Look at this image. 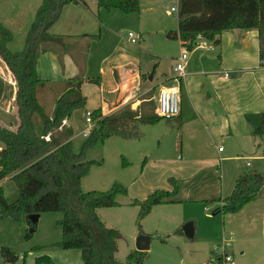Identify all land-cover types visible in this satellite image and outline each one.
Here are the masks:
<instances>
[{
  "label": "trees",
  "instance_id": "obj_1",
  "mask_svg": "<svg viewBox=\"0 0 264 264\" xmlns=\"http://www.w3.org/2000/svg\"><path fill=\"white\" fill-rule=\"evenodd\" d=\"M71 2L87 4L84 0H43L26 34L24 48L19 51L11 50L9 45L15 38L14 33L0 21V58L14 78L17 88L14 105L19 120L17 127L0 121V180L10 177L18 190L16 199L10 202L4 186L0 185V219L17 218L24 213L34 230L37 223L31 222L30 214L61 211L62 238L57 244L64 249H79L82 264H142L146 251L137 249L128 254L126 262L117 259L120 232L107 226L97 213L98 208L119 205L118 196L127 195L128 188L115 182L108 190L84 191L81 183L91 167L100 163L86 158L87 152L99 141L110 136L138 138L139 125L156 124L165 117L159 115L150 98L135 110L126 106L110 115H103L101 108H96L91 110L95 125L90 135L80 151H74L71 139L74 129L64 121L72 118L75 110L88 111L87 97L82 91L85 78L76 76L64 81L49 116L39 103L38 93L55 82L40 78L36 70L38 58L48 50L49 44L65 45L66 36L52 33L51 28ZM140 5L141 0H98L99 8L116 9L124 14L140 11ZM177 13L178 29L169 32V38L180 39L192 49L199 36L219 44L217 36L224 29L257 28L260 58L264 61V0H179ZM169 80L176 82L173 77ZM179 80L181 89L183 79ZM88 81L101 83L100 77L88 78ZM146 104L151 107L146 109ZM37 114L40 124L34 118ZM251 124L255 135H264V112ZM174 186L171 192L160 189L144 200L133 199L132 204L140 208L137 219H144L155 205L175 194L177 185ZM259 197H264V174L247 171L238 177L232 193L216 211L237 213ZM30 236L28 233L27 237ZM0 254L4 263L15 264L19 260L8 246L2 247ZM43 263L55 264L48 254L36 257L35 264Z\"/></svg>",
  "mask_w": 264,
  "mask_h": 264
},
{
  "label": "rangeland",
  "instance_id": "obj_2",
  "mask_svg": "<svg viewBox=\"0 0 264 264\" xmlns=\"http://www.w3.org/2000/svg\"><path fill=\"white\" fill-rule=\"evenodd\" d=\"M35 2V0H32L31 6L37 9L38 7H35L37 6ZM172 5L169 0H142L140 11L129 14L123 13L121 15H129L124 22L120 23L116 19L113 22L114 24L117 23V25L120 23L117 32L121 36L125 33L127 37L129 32L135 35L137 43L132 45H134L133 47L135 49L140 48L142 56L140 59L142 60L141 68L143 73H145L142 75V79L145 81L147 80V75L149 78L152 70L154 71L152 68L155 65L157 67L155 72L156 82L163 77H174L178 75L173 70V64L176 62L175 57L180 55L183 45L179 39H173L167 36L169 32H174L178 28V13L169 12ZM19 6L22 13H28L24 3L21 2ZM106 15L107 13L102 17L104 20H107ZM94 32V34L99 33L98 29ZM26 34V31L16 29V35L12 43L15 51L24 48ZM95 38L99 39L97 35ZM100 47H102V44H100ZM206 47L210 49L208 45ZM105 48L106 45L104 46ZM147 50L150 53L149 55ZM39 65L37 74L40 77L60 80V76L62 75L60 73L61 71L49 70L46 59L42 60ZM134 70L137 72V69ZM9 73L8 69L4 67V63L0 60V75L9 78ZM124 79L125 77H123ZM182 79L183 84H185V79L191 85L193 84V89L196 90V94L200 100L206 99V96L203 95L204 86L202 84L205 85L203 83L205 81L203 76H191ZM179 82L180 80L178 82L169 81L167 85H171L172 83L178 84ZM64 85L65 82H60L59 84L52 83L46 88L41 89L38 93L39 103L49 116L53 113L55 101L60 96ZM16 89L15 87V91ZM157 90L158 88L155 86L148 93L142 95L141 98L147 97L152 99L150 103L153 102L158 107ZM4 94L5 101L2 99L3 102H1L6 107L12 95L9 87L6 88ZM88 94L89 100L87 101L86 109L91 110L96 103L93 99V92L88 90ZM179 97L180 107L183 108L186 117L188 114L189 120H193L190 118H197L191 102H188L189 99L186 97L185 90L179 93ZM207 100L219 107V103L216 100L211 101L209 97ZM11 102L12 110L9 117L11 120H18L15 113L16 107L14 101ZM146 107L148 109L151 105L146 104ZM0 116L6 118L5 114H1ZM86 116L85 111L75 110L72 118L69 121H64L67 126H71L74 129V135L71 139L75 152L80 151L81 145L86 138L81 133L88 123ZM34 118L36 123L40 124V116L37 114ZM7 120L4 119V122L7 123ZM177 122V120L168 122V120L164 119L157 126H148L146 136L139 141L120 136H110L99 141L97 145L87 152V159L96 160L100 163L94 164L89 174L82 179L81 185L84 191L108 190L115 182L122 183L128 188L127 195L118 196L117 200L119 205L102 207L97 210L102 221L110 227L117 228L120 232L116 253L117 258L126 262L128 254L136 249L137 237L140 234H147L151 236L152 240L150 248L146 250L142 264H184L200 262L212 258L206 254L207 250L214 246H222L224 239L232 236L229 252L234 255L236 264H264V231L263 229L256 228L254 229V233L256 234H252L251 226L253 222H257L258 214L254 213L252 215L250 208H247L240 214L226 215V223L223 225L225 227H222V217L224 216L222 213L216 216L215 219H211L210 222L204 218L200 206L197 203L190 202L169 203L153 207L152 211L144 219L140 221L137 219L139 207L130 204L132 198L135 195H139L142 198L146 197L148 194L146 190H152L151 192H153L155 185H159L155 188L166 189L167 184L172 185L173 181L168 178L166 182L164 177L175 175L177 172L176 169H179L180 166V164L173 161L169 165H164L166 167L165 169L158 170L154 167L156 163L152 166L149 165L150 161L159 159L165 161L180 160L181 158L186 160L188 156L186 149H184L185 147L181 150L180 148H175L171 142L164 140L170 139L171 136L175 135L171 130L169 132V129L179 126ZM14 125L9 126L17 127L16 124ZM154 129H157L160 134L167 132V135L161 142L150 140V134L153 133ZM56 135H58L57 132ZM253 137L254 140L250 141V147H245L243 151L236 149L228 140L222 141L221 139L217 140L216 146L217 148L218 146H224L226 147V151L219 155L214 146L212 148L210 147V149L208 148L206 151H204V148L189 151L191 153L201 151L204 158H211L212 156L218 161H220L219 156L226 155L233 157V159H227L222 162V166L225 168V171H223V181L225 183L226 195L224 196L232 192L238 172L241 174L250 169L264 172V158L262 157L264 154L259 149H256L259 146L264 147V135L254 134ZM49 138L50 136L47 135L46 139L48 140ZM237 150L243 153L245 158H252L251 166H247L244 159L241 161L234 159ZM145 157L149 158H147L146 163V169L149 172L143 173L142 164ZM142 175L146 176V179H141ZM150 177L153 180H148ZM5 180L4 188L6 197L12 202L16 199L18 190L10 177L5 178ZM177 183V181L175 183L173 182V185ZM150 191L148 192L150 193ZM253 205L252 207L256 208ZM205 206H207L209 211H204L203 209V212L213 216V213L220 206V202H209ZM84 214L82 215L83 218H85ZM196 215L198 216L200 235L196 237L185 236V243L181 242L179 237L184 233L183 226L188 222H193L194 224L191 218L196 217ZM228 217H230V220H227ZM253 217L256 218L255 221H253ZM62 218L63 212L61 211L41 213L36 227L32 231L24 213H21L17 218L13 216L3 217L0 219V249L5 246L10 247L19 256V260L15 264H35L36 257L44 254L54 257L58 264H82L81 251L79 249H64L57 244L62 238V228L59 224ZM28 233H31L30 237H27ZM214 239L218 240L216 242H210V240ZM0 264L11 263H4L0 254Z\"/></svg>",
  "mask_w": 264,
  "mask_h": 264
},
{
  "label": "crops",
  "instance_id": "obj_3",
  "mask_svg": "<svg viewBox=\"0 0 264 264\" xmlns=\"http://www.w3.org/2000/svg\"><path fill=\"white\" fill-rule=\"evenodd\" d=\"M35 1V5H37L35 7L39 8L42 0ZM84 1L87 4L82 2H71L67 4L63 9L60 19L51 28L52 33L66 36L65 45L49 44L48 50L41 53L37 61L36 70L40 67V62L46 59L49 70L61 71L60 73L62 75L60 74V80L44 78L38 75L40 78L48 79L59 84L67 79L83 76L85 78V82L82 85L83 94L86 95L88 101V90L92 91V95H94L93 99L96 103L91 110L101 108L103 115L117 113L126 106H130L135 110L143 101L148 100L147 97L141 98V96L148 93L153 87L156 86L158 88L157 95L159 96L163 87L171 86L167 85V83L172 76L163 77L157 82L155 81L157 67L152 68L154 69V71L152 70V78H148L147 75L146 81L142 79V75L145 73H143L141 68L142 60L140 59L142 56L140 48L135 49L133 47L134 45L132 44L134 43L131 42L128 34L126 37L125 33L121 36L117 32L120 23L124 22L129 15H121L123 13H119L121 11L118 10V12L116 9L109 11L101 9L98 6V0ZM169 1L174 5L179 0ZM21 2L26 5L28 13L21 12L19 6ZM31 2L32 0H0V21L13 31L14 36L16 35V29L28 32L38 9L32 7ZM103 12L107 13V20L102 18L106 14ZM115 19L119 20V25L113 23ZM97 29L99 33L94 34V31ZM96 35L99 39L95 38ZM217 38L220 39L219 44H215L213 41L199 36L193 44L192 49H189L190 58L187 62L185 77H204L205 81L203 83L205 85L202 84V86H204L203 95L206 96V99L200 100L196 94V90L193 89V84L191 85L186 79L180 92L185 90L186 97L189 99L188 102H191L197 118H190L193 120H189L188 114L186 117L182 107L179 115L173 118H165L168 122L177 120L179 126H174L175 128L169 129V132L171 130L175 135L171 136L170 139L164 140L171 142L175 148L183 150V147H185L184 149H186L188 155L186 160H183V158L167 161L153 159L154 161H150L149 163L150 166L156 163L154 167L158 170L165 169L166 167L164 165H169L173 161L180 164L179 169H176L177 172L175 175L164 177L166 182L168 178L173 179L174 183L176 181L178 182L176 184V193L169 196L166 202L155 205L154 207L169 203H197L200 206L204 218L210 222L211 219H215L222 212L215 211L213 216H211L209 213L203 212V209L204 211H209L205 205L209 202L219 201V207H221L224 198L232 193L224 196L226 195L225 183L223 181V171H225V168H223L222 162L227 159H233V157L226 155L219 156L220 161H218L212 156L211 158H204L201 151L194 153L189 151L194 149L200 150L202 148L206 151L208 148L210 149V147L212 148L214 146L218 155L224 153L226 147L223 146V150H219L220 146L218 148L216 146L218 139L222 141L228 140L236 149L243 151L245 147H250V141L254 140L251 121L257 122L260 114L264 112V64L259 53L260 40L258 29L241 27L228 28L224 29ZM179 41L182 44L180 39ZM12 43L9 46L11 50L15 51ZM100 44H102V47H100ZM105 45L106 48L104 49ZM205 45L209 47L213 46L214 48L211 50V48L209 49ZM95 48L96 50H94ZM179 56L175 57V60ZM4 67L8 69L5 63ZM134 69H137V72ZM8 71L10 72L9 69ZM9 74V78L0 75V115H6V118L0 116V121L6 125L13 126L16 124L17 126L19 120H11L9 117L12 110L11 101H14L13 99L15 97L14 78L11 72ZM92 77H100L101 83L94 84L89 82L88 78ZM123 77H125L124 80ZM6 86L10 88L12 95L9 104L4 107L5 105L2 104V99L4 100V93L6 92V88H8ZM208 97L211 101L216 100L219 103V107L210 103L207 100ZM4 119H8V122H4ZM163 121L164 119L156 124L139 125L140 136L130 139L139 141L146 136L148 126H157ZM166 133L160 134L157 129H154L153 133L150 134V140L161 142L167 135ZM256 149H259L264 154V147L259 146ZM262 157L264 158V156ZM147 158H144L142 164L143 173L149 172L146 169ZM234 159L239 161L244 159L247 165L246 162L249 161L251 163L252 158H245L243 153L237 150ZM149 170L151 171V169ZM244 173L240 174L238 172L236 181ZM261 173L264 174V172ZM144 178L146 179V176L142 175L141 179ZM148 180L153 179L150 177ZM5 182V179L0 180V185L4 186ZM172 185L167 184L165 190L170 192L174 191L175 187ZM158 186L155 185V187ZM155 187L153 188V192L160 190V188ZM146 191L148 193L146 197L142 198L134 194L135 196L132 198V201L135 198L144 200L149 194L153 193L151 192L152 190ZM132 201L130 203L131 205H133ZM252 204L256 208L252 207ZM247 208H250L252 215L254 213L258 214L257 222H253L251 226L252 234H256L254 233V229L256 228L263 229L264 231V197L250 201L242 210L233 214H240ZM222 215H224L222 217V227H225L223 226L226 223L225 216L230 214L222 213ZM197 217L196 215V217L191 218L194 221V235L192 237L200 235ZM229 218L227 220H230ZM252 219L253 221L256 220L255 217ZM185 236L187 235L184 232L179 237L183 243L186 240ZM217 240H210V242H216ZM217 248L214 246L207 250L206 254L208 257H213ZM242 253L244 252L242 251ZM52 259L55 264H58L54 257ZM190 263L193 262L184 264Z\"/></svg>",
  "mask_w": 264,
  "mask_h": 264
},
{
  "label": "built area",
  "instance_id": "obj_4",
  "mask_svg": "<svg viewBox=\"0 0 264 264\" xmlns=\"http://www.w3.org/2000/svg\"><path fill=\"white\" fill-rule=\"evenodd\" d=\"M178 7H179V1L170 7L171 12H178ZM128 35L132 43L137 42V39L135 38V35L132 32H129ZM210 48L212 50L214 47L210 46ZM189 57H190L189 48L186 45H183L181 54L173 66V70L178 74L173 77L176 82H178L179 79H182L186 76V68ZM179 93H180L179 83L171 86H165L161 89L158 96V107H157V112L159 113V115L165 118H173L180 114L181 107H180ZM86 114H87L86 120L88 123L87 126L81 131V133L85 137L90 135L95 125V122L91 120V110H88ZM219 150H223V146H220ZM246 163L248 166L251 165L249 161H247ZM231 240H232V236L225 238L223 245L216 249L215 254L211 259H207L200 262H193L190 264H236L234 255L229 252V246L231 245ZM43 264H51V263H43Z\"/></svg>",
  "mask_w": 264,
  "mask_h": 264
},
{
  "label": "water",
  "instance_id": "obj_5",
  "mask_svg": "<svg viewBox=\"0 0 264 264\" xmlns=\"http://www.w3.org/2000/svg\"><path fill=\"white\" fill-rule=\"evenodd\" d=\"M153 77V73L149 75V78ZM252 171V170H250ZM40 218V213L30 214L29 219L33 224L37 223ZM33 230V228L31 229ZM185 234L189 237L194 235V227L192 222H188L183 226ZM151 236L147 234H140L136 240V249L140 251H146L150 248Z\"/></svg>",
  "mask_w": 264,
  "mask_h": 264
}]
</instances>
